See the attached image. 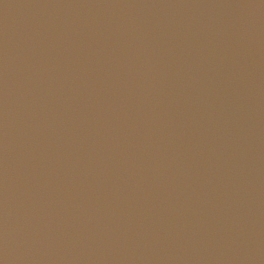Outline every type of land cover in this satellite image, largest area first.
Listing matches in <instances>:
<instances>
[{"label":"water","instance_id":"obj_1","mask_svg":"<svg viewBox=\"0 0 264 264\" xmlns=\"http://www.w3.org/2000/svg\"><path fill=\"white\" fill-rule=\"evenodd\" d=\"M0 264H264V0H0Z\"/></svg>","mask_w":264,"mask_h":264}]
</instances>
